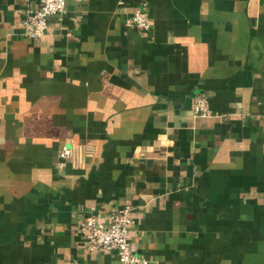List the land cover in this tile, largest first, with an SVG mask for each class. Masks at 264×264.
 <instances>
[{"label":"crops","instance_id":"obj_1","mask_svg":"<svg viewBox=\"0 0 264 264\" xmlns=\"http://www.w3.org/2000/svg\"><path fill=\"white\" fill-rule=\"evenodd\" d=\"M33 2L0 0V264H119L79 223L126 203L137 256L264 264V0H65L37 39Z\"/></svg>","mask_w":264,"mask_h":264},{"label":"built area","instance_id":"obj_2","mask_svg":"<svg viewBox=\"0 0 264 264\" xmlns=\"http://www.w3.org/2000/svg\"><path fill=\"white\" fill-rule=\"evenodd\" d=\"M29 2L31 0H25ZM65 0H34L32 6L26 8L21 19L23 34L37 39L48 29V18L63 13ZM128 26L147 31L151 27L146 3L139 4L132 15L126 20ZM193 111L200 116L211 114L206 97L196 95ZM264 125V124H263ZM71 155V149L63 145L57 151V166L62 168L65 159ZM132 204L126 203L112 211L106 218L90 207L89 214L79 223V232L88 251H109L116 254L119 264H158L144 257L137 256L131 251L129 240L130 228L134 222L131 212Z\"/></svg>","mask_w":264,"mask_h":264}]
</instances>
